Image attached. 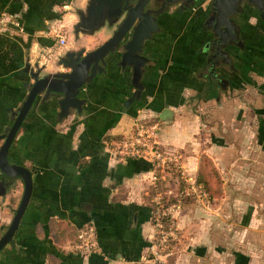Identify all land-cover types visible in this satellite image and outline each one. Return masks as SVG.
<instances>
[{
    "label": "crops",
    "instance_id": "1",
    "mask_svg": "<svg viewBox=\"0 0 264 264\" xmlns=\"http://www.w3.org/2000/svg\"><path fill=\"white\" fill-rule=\"evenodd\" d=\"M87 1L0 0V15L10 14L21 24L0 35V133L10 122V112L24 100L27 83L33 82L29 67L41 75L63 71L58 56L71 49L93 50L111 36L114 28L75 37L77 12ZM205 9V3L195 4L165 16L161 32L147 42L149 62L138 95L131 69L110 63L81 90L86 101L78 116L71 110L59 119L56 101L38 96L9 149L10 161L32 172L33 189L12 242L0 252V264H155L146 253L156 232L149 204L156 169L144 160L116 157L109 142L127 133L135 120L152 119L162 147L182 150L184 154H177L181 166L194 177L199 152L216 166L198 140L204 118L232 113L233 119L227 120L234 122L238 95L264 88V17L261 34L253 30L252 15L236 17L242 47L228 46V63H222L207 47L211 31L202 29ZM56 34L65 38L64 45L57 43ZM70 39L74 46L68 45ZM164 110L171 114L162 118ZM191 149L198 150L196 155L186 156ZM2 180L6 192L0 195V229L5 231L23 184L0 174ZM200 212L188 206L178 213L176 230L188 240L189 252L185 255L181 249L173 264H203L205 220L203 213L198 217ZM82 224L95 227L99 253L84 256L74 251L76 229Z\"/></svg>",
    "mask_w": 264,
    "mask_h": 264
},
{
    "label": "rangeland",
    "instance_id": "2",
    "mask_svg": "<svg viewBox=\"0 0 264 264\" xmlns=\"http://www.w3.org/2000/svg\"><path fill=\"white\" fill-rule=\"evenodd\" d=\"M208 1L204 0L202 4H208ZM251 15L253 30L261 34L258 16L252 10ZM72 44L70 39L68 45ZM250 92L238 95L235 110H232L236 115L234 122L227 120L232 113H220L215 119L205 117L207 122H203L202 130L197 133L201 147L209 149L218 167L215 166L222 181L218 195L213 197L196 183L198 169L194 177L181 176L180 169L172 164L181 165L179 158L177 162H171L169 173L158 170V177L165 176L166 180L159 178L153 184L154 190L151 185L149 204L154 220L159 214L157 218L167 241L159 248L160 257L154 260L155 264H173L183 251L188 255V240L176 230L178 213L188 206L201 211L198 217L204 214L203 264H264V88L258 86ZM248 101L249 106H245ZM197 151L191 149L192 153L187 151L186 156ZM171 153L175 156L184 154L182 150ZM204 157L208 155L199 152V165ZM190 182H195L204 195L200 196L196 186L194 193L182 196ZM3 232L1 228L0 236ZM195 234L187 236L195 238ZM146 257L155 258L150 250ZM184 259L189 261L190 256Z\"/></svg>",
    "mask_w": 264,
    "mask_h": 264
},
{
    "label": "water",
    "instance_id": "3",
    "mask_svg": "<svg viewBox=\"0 0 264 264\" xmlns=\"http://www.w3.org/2000/svg\"><path fill=\"white\" fill-rule=\"evenodd\" d=\"M150 0H88L84 10L77 12L78 20L73 25V33L93 34L105 28H114L111 36L102 44L90 51L84 48L65 51L57 58V65L63 71H55L45 75L40 70L29 67L28 74L32 83H27V94L16 110L9 114V123L3 126L0 133V174L9 179H20L23 191L20 202L14 212L11 222L0 236V252L12 242L20 220L28 206L33 189L32 172L24 165L11 162L9 149L28 116L38 96L42 100L53 99L58 105V118L62 119L73 110L78 116L86 99L80 97L81 90L93 83L96 77L106 72V67L112 63L121 70L131 69V84L135 94L142 88L141 77L146 70L149 58L145 55L147 42L160 31L158 16L164 10L148 7ZM176 2L178 0H169ZM185 7L195 0H184ZM245 3L258 11L264 12V0H211V14L208 25L212 26V40L209 45L214 49L213 58H222V63H228L230 45L242 47L238 25L232 16L241 11L240 4ZM118 54V56H117ZM171 112L164 110L161 117L169 116ZM4 180L0 181V195L6 192Z\"/></svg>",
    "mask_w": 264,
    "mask_h": 264
},
{
    "label": "built area",
    "instance_id": "4",
    "mask_svg": "<svg viewBox=\"0 0 264 264\" xmlns=\"http://www.w3.org/2000/svg\"><path fill=\"white\" fill-rule=\"evenodd\" d=\"M7 27L21 28L20 22L12 15L2 13L0 15V35ZM57 43L65 44V38L57 35ZM114 155L121 159H139L148 162L155 171L152 175V182L155 184L158 180V170L163 171L177 166L181 176L185 175L184 168L177 163L178 156L164 149L158 139V124L156 121L149 118L137 119L132 123L130 130L112 139L109 142ZM173 157V158H172ZM179 160V159H178ZM195 182H190L189 186L184 190L182 196H187L196 191ZM199 189V186H197ZM200 190V189H199ZM204 193L200 190V196ZM159 214L155 217V241L151 245L150 252L154 255V260L160 257L159 248L164 246L167 241L165 232L161 230V223L158 221ZM167 233V232H166ZM169 233V232H168ZM170 234V233H169ZM75 252L81 255H91L99 253V247L96 236V229L92 224H82L76 229V241L72 245Z\"/></svg>",
    "mask_w": 264,
    "mask_h": 264
},
{
    "label": "flooded vegetation",
    "instance_id": "5",
    "mask_svg": "<svg viewBox=\"0 0 264 264\" xmlns=\"http://www.w3.org/2000/svg\"><path fill=\"white\" fill-rule=\"evenodd\" d=\"M204 0H195V2L189 6V8H191L193 5L195 4H202ZM210 3L211 0L208 1V4H206V9H205V15H204V20L202 23V29H207V30H212V26L208 25V18L211 14V10H210ZM185 1L184 0H178L176 2H170L169 0H150L148 3V7H150L151 9H160L163 8L164 10L162 11V13L158 16V25L160 26V31L158 33L161 32L162 27H161V23L163 21V19L165 18V16L171 14V13H175V14H179L184 12L185 9H187V7L184 6ZM240 8L241 11L239 13H236L235 15H233L231 18L232 20L235 22L236 17H250L251 15V10L253 11V13H255L258 16V19L261 20L264 17V12L262 11H258L257 9L251 7V6H247L245 3L240 4ZM250 14V15H249ZM236 23V22H235ZM237 24V23H236ZM238 30L241 32L242 28L241 26L238 27ZM155 33L153 35V37L158 34ZM210 36L208 39V42H210L212 40V34L209 32ZM210 45H207V47L209 49H211L209 47ZM243 50V49H241ZM211 63V62H210ZM212 65V64H211Z\"/></svg>",
    "mask_w": 264,
    "mask_h": 264
},
{
    "label": "trees",
    "instance_id": "6",
    "mask_svg": "<svg viewBox=\"0 0 264 264\" xmlns=\"http://www.w3.org/2000/svg\"><path fill=\"white\" fill-rule=\"evenodd\" d=\"M197 182L208 194L213 197L218 195V189L222 181L218 170L214 166L212 160L208 157H204L203 161H201V164L199 165L198 175L196 178V183Z\"/></svg>",
    "mask_w": 264,
    "mask_h": 264
}]
</instances>
